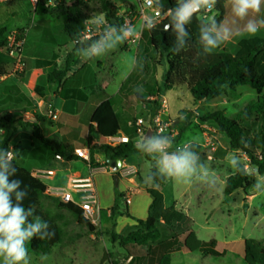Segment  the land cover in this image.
Masks as SVG:
<instances>
[{
  "label": "rangeland",
  "instance_id": "374dc122",
  "mask_svg": "<svg viewBox=\"0 0 264 264\" xmlns=\"http://www.w3.org/2000/svg\"><path fill=\"white\" fill-rule=\"evenodd\" d=\"M108 1L116 6H137V0ZM62 2L64 1L53 2L47 7H42L40 4L36 9H33L25 0L6 5L1 4L0 43L3 41L8 42L9 38H12L14 34H19V37L23 38V53L32 46L35 48L38 47L41 51V55H44L50 47L54 48L56 53H58L59 50L62 52L66 44L68 46L73 44L63 31V22L66 19V8L73 2ZM86 11L88 13L87 22L96 24L105 19L104 16H100L101 14H98L96 10L93 9V5L91 4L87 5ZM216 14L217 12L213 8L212 11L206 15L205 21H211ZM222 21L227 22L234 31L232 38L224 43L226 49L230 53H235L237 47L234 41L237 39L260 35L257 34L259 33L258 31L253 35L243 30L242 25L245 23H243V20L234 17L231 10V1L228 3L227 11H225L224 4ZM134 40H136L134 36H131L122 43L125 45L128 44V50L121 49L120 47H122V44H120L116 49L109 52V57L114 64L115 70L112 78L113 82L111 86L105 90L107 95L112 93L113 83L117 84L119 79L127 74L133 67L132 60H135L137 53L136 44L133 42ZM147 46L149 48V53L146 55L142 54V58L144 59L140 62L137 61V66H144V63L147 62L146 68L149 72H152L151 81L148 82L149 86H142L143 91L137 92L136 89L139 87L141 81L137 78L134 79L135 77L132 79L131 76L122 87L121 92L132 96L133 100L137 99V95L142 93V97L145 100L146 95L143 92L154 90V86L156 85L160 86L161 92L167 101V113L164 117L171 121V129L175 134L173 138V149L185 143H200L204 137H211L214 150L204 149L195 144L194 150L199 153L201 162L207 166L208 170L217 173L216 186L212 190L213 196L211 199L204 200L199 198V201L196 200V198L202 195L197 186L201 182V179H195L190 183L167 179L165 183L158 185L157 188L167 196V199H169L170 195L175 196L180 192H183L186 197L190 196L196 208V214L192 215L194 221L193 227L200 240L209 241L215 239L218 242L228 243V245L224 244L222 246L226 252L225 255L221 257L206 256L199 251L189 252L181 250L172 257V264H246L241 254L242 240L245 238H252L264 243V174L259 175L257 170L252 168L250 174L253 176V185L246 189H239L231 195H225L223 191L224 183L230 175L235 173L228 162V157L235 154L245 167H250L247 158L242 153L230 149L228 138L217 130L215 123L209 120L202 121V118H206L208 114L215 111H221L224 116L233 118L249 103L255 102L258 95L249 86H240L236 89L237 97L235 98L226 92L215 99L196 103L193 101L186 86L175 87L163 92L162 76L167 70L166 59L164 57L159 58L152 47L148 44ZM141 51L142 49H140V52ZM214 51H216V49ZM2 56L15 58L10 56L5 48H0V58H2ZM139 67L135 68L133 76L136 71L143 69V67ZM151 95L153 96L154 94ZM159 95L160 94L154 99L158 102V105L151 104L152 109L157 108L154 114H152L153 110H144V106H141L140 111L135 107L136 102H133V111L129 112V116L132 117L131 121L135 122L138 118L148 120L149 116H156L161 110ZM138 99L140 100V96ZM117 111L119 115L123 113L121 109ZM35 114H40V112L36 111L34 115ZM5 116H8L9 120L7 121L10 122L11 126L16 128V131L30 127V121L23 119L24 117L20 113L8 114L5 110V106H0V126L5 122ZM252 120L247 123L250 136L259 134L258 132L260 131L259 122H253ZM2 133L3 129L0 128V135ZM90 135L95 137L93 129H91ZM34 138L35 136L32 133H22L14 140H11L8 149L12 148L15 152L14 161L18 165L21 166L18 156L21 154L22 148L26 147L27 143L30 144L29 139ZM133 138L136 141L138 140L134 134ZM88 147L93 149L95 146L89 144ZM129 157L130 162L139 166L140 176L142 181L145 182V177L147 178L152 160H147L141 153L132 154ZM105 165H107V163L103 162L98 166L101 167ZM127 165L128 168L125 167L121 173L117 174L124 176L127 180L133 177L136 181L138 171H136V169L133 171L132 167L129 166L130 164L127 163ZM93 180L98 197L105 199L107 197L105 188H109L110 177L105 174L96 173ZM111 184L114 189L118 211L122 213L126 210V204L123 198L117 197V194H120V186H115L113 181ZM52 185L56 186L57 183H52ZM40 207L53 221L58 231V236H56V234L54 235L52 247L48 254L43 255L28 250L30 264H83L86 260L88 263L94 264L102 251L105 252L104 248H107L109 251L113 249V252L120 248L117 242L112 244L109 241L110 239L107 241L102 233L98 234L95 239H91L88 228L85 225H78L71 213L58 208L52 197L46 195L45 198L41 199ZM202 208L206 209V211L201 210ZM129 231L130 230H125L124 235ZM163 234L166 237L170 233L164 230ZM104 244L106 247H104ZM141 249H145V247ZM117 259H122L121 255H119ZM105 261H109V258L106 257Z\"/></svg>",
  "mask_w": 264,
  "mask_h": 264
},
{
  "label": "trees",
  "instance_id": "16d2710c",
  "mask_svg": "<svg viewBox=\"0 0 264 264\" xmlns=\"http://www.w3.org/2000/svg\"><path fill=\"white\" fill-rule=\"evenodd\" d=\"M64 3V2H62ZM163 5L160 8L162 13H167L168 9L176 6L175 0H160ZM93 5V9L98 14L104 15L107 27L116 20L114 24L119 26L114 14L116 9L108 0H75L66 8V19L63 22V31L68 39L74 43L72 50L66 55L63 65H54L46 75V80L50 84H60L69 68L78 59L76 43L80 33L84 30L88 21L87 5ZM225 0H219L214 7L217 12L214 19L219 23L223 20ZM206 22L196 14L192 22L188 25L189 38L184 50L176 53L174 48L175 36L169 30L155 29L150 31L147 24L143 26L141 35L146 39L147 44L158 54L159 58L164 57L167 63V70L162 76V91H168L175 87L186 86L194 102L212 100L223 93L228 92L232 97H237L236 89L240 86H249L253 89L258 98L255 102L249 103L243 110L239 111L233 118L224 116L221 111H215L202 118V121H212L217 130L228 138V145L231 150L242 153L248 161L249 167L255 168L259 175L264 174V34L249 38H241L236 43L235 53H230L226 48L217 49L210 54H205L199 44V25ZM102 27V29H103ZM19 36V34H17ZM98 37L94 39H98ZM7 41L0 43V48H5ZM161 93V89H160ZM147 110H153L151 104L158 105L156 100L149 101L140 99ZM43 113V112H42ZM42 113L35 114L38 122L45 120ZM96 127L94 128L95 137L101 142V149L106 159H126L132 154L139 153L135 147L132 137L126 143H120L114 147L105 144L109 137H114L121 131V120L114 111L110 100H105L98 106L96 112ZM152 117V116H151ZM253 119V120H252ZM8 116L0 126L3 133L0 135V148L8 149L9 144L16 132V128L10 125ZM259 122V134L250 136L247 123L249 121ZM21 127V126H20ZM32 134L42 144L48 146L53 154L59 153L65 160L76 158L72 155L73 150L69 145H62L60 142L43 138L38 126L30 124ZM92 156V153H91ZM147 160L151 157L146 156ZM152 162V161H151ZM92 165V159L90 157ZM13 164L18 169L17 174L12 179L22 181V187L27 186L28 196L24 200V206H34L35 215L47 221L50 231H54L58 236V231L48 214L40 207L41 199L46 197V186L38 179L31 176L30 171L18 165L14 160ZM154 162L151 163L149 171H154ZM242 164V163H241ZM245 169H248L243 164ZM148 177V175H147ZM141 180V178H137ZM167 179L157 178L149 186L144 184V189L151 198L148 207L147 217L144 220H136V226L125 235L111 233V239L118 241L121 248L131 255H136L137 249L145 247L149 250L152 245L163 249L162 256L158 264H169L170 253L173 250L184 248L189 252L199 251L206 255L221 257L225 255L224 245L215 239L209 241L199 240L192 230V220L184 213L176 210L174 206H165L164 196L156 187L162 185ZM253 185L252 174L237 173L230 175L224 183V194L231 195L239 189H246ZM117 197L125 200V195L117 194ZM54 203L58 208L71 213L78 225H85L92 233L94 228L83 219L81 211L73 203H61L56 198ZM115 226L117 215L129 217L125 210L118 213V205L115 201L110 209ZM170 233L169 238H165L163 231ZM182 238V239H181ZM181 239V240H179ZM51 239L40 240L33 238L26 243L28 250L40 254H48L52 247ZM242 244V257L246 264H264V243L245 238ZM218 247V249H217Z\"/></svg>",
  "mask_w": 264,
  "mask_h": 264
},
{
  "label": "crops",
  "instance_id": "0c3cea01",
  "mask_svg": "<svg viewBox=\"0 0 264 264\" xmlns=\"http://www.w3.org/2000/svg\"><path fill=\"white\" fill-rule=\"evenodd\" d=\"M229 1L231 0H225V11L228 9ZM100 16L103 15L101 14ZM248 19H254L256 21L264 20V3L261 5V11L259 13H250L249 16L243 20V23H246ZM133 28L135 29L134 38L136 39L133 42L136 44L137 51L135 56L136 66L132 67L127 74L120 78L117 84L113 83L115 87L113 86V91L110 95H107L105 90L110 87L113 82L112 78L115 69L109 57V52L103 56L95 57L87 61L82 60L78 56L76 63L69 68L60 84L48 83L46 75L54 65H63L65 57L72 50L74 43L71 46L66 44L65 49L62 52L59 50L58 53H56L54 48L50 47L44 55H41V51L38 47L35 48L32 46L22 53L21 63L9 56H2V58H0V106H5V110L8 114L20 113L24 117L23 119L30 121L31 124L37 125L43 138L60 142L62 145H69L73 151L75 149L87 148L92 159V165L91 163H85L77 157L71 160H65L63 158V161H56L49 147L42 144L37 138H34L29 139L30 144L27 143L26 147L22 148V152L18 156L19 163L29 171L37 168L52 170L54 175L41 181L46 187L52 185V183H57L56 186H64L70 177L77 175L84 176L90 169H95L98 170L97 173L108 175L110 177V184L109 188H105L107 197L102 199L98 197L97 194V205L94 214L96 224L91 225L89 223L94 228V231L89 235L91 239H95L98 234L102 233L107 241L110 239L109 241L112 244L118 243V241H113L111 239V233L114 232L118 235H124L125 230H132L136 226V220H144L147 217L148 207L151 203V198L143 187L146 183L142 181L139 166L130 162V157L121 160L122 165L128 166V163L133 170L136 169V171H138L137 178H141V180L139 181L136 179L135 181L133 177L127 180L124 176L118 174L117 187L120 186V194L125 195V198L129 200V202H125V204L126 211L130 218L117 215L114 221L115 226H112L113 220L110 209L115 203V193L113 186H111L114 172L109 169L108 164L101 167L98 166L103 162L106 163L107 159L101 149V142L96 137L90 135L91 129L94 130L96 127V112L98 106L103 101L110 100L114 111L121 120V131L114 137H132L133 141L136 143V140L133 138V134L135 135V122L131 121L132 117L129 116V112L133 111V102H136L135 107L141 111V106L144 105L138 98L139 96L140 99L144 98L141 93L137 95V99L133 100L132 96L121 92V90L131 76L132 79L135 77L134 79L137 78L141 81L139 87L149 86L148 82L151 81L152 72L148 71L146 68L147 62H145L143 69L136 71L133 76L135 68L139 67V65L137 66V61L140 62L144 59L142 58V54L146 55L149 53L147 41L141 35L143 26L140 20L134 22ZM242 28H244V25H242ZM258 32L257 34L262 36L264 34V26L260 27ZM238 40L239 39L234 41L235 45ZM120 48L128 50V44H122ZM221 48H226V45L222 44L217 49ZM140 49H142L141 52ZM143 93L146 95L145 100L151 101L154 100L158 94H160L159 97L163 96V93H160V86L158 85L154 86V90ZM151 94L154 95L152 96ZM45 106L46 113L44 112ZM118 109L122 110L123 113L121 115H119ZM36 111L40 113L43 112L42 114L46 116L43 122L36 121L34 115ZM52 115L56 116L53 120L50 119ZM150 117L151 116H149V119ZM148 120H145V122H148ZM31 128L32 127H28L24 130H17L12 140L22 133L31 134ZM190 143H194L196 146L204 149L214 150L211 137H204L200 143ZM89 144L95 147L90 149L88 147ZM136 154H140V152ZM144 157L146 158V155H144ZM124 169L125 168L118 170L117 173H121ZM209 171L211 176L216 177L217 181V173L211 170ZM198 179H201V182L197 186L202 195L196 198V200L199 201V198L204 200L211 199L213 196L212 190L216 185L214 187H209L205 178L201 177ZM208 179H211V177ZM147 185L149 186L150 184L147 183ZM156 187H158V185ZM163 196L165 206H174L176 210L191 218L192 230L198 238L193 227L194 221L192 219V215L196 214V208L190 196L186 197L183 192L175 196L170 195L169 199H167L165 194H163ZM201 210L206 211V209L203 208ZM118 213L120 214L121 212L118 211ZM169 237L170 234L165 238ZM221 243L228 245V243L225 242ZM104 247H106L105 244ZM104 250L105 252L102 251L94 264H158L163 253V249L155 245H152L149 250L137 249V252H135L136 255H131L133 253L129 254L121 247L114 252L113 249L109 251L107 248H104ZM181 250L186 249L180 248L170 253L169 264H172V257ZM119 255L122 257L120 260L117 259ZM106 257L109 258V261H105ZM85 263L87 264L88 261L86 260L83 262V264Z\"/></svg>",
  "mask_w": 264,
  "mask_h": 264
},
{
  "label": "clouds",
  "instance_id": "9594fccd",
  "mask_svg": "<svg viewBox=\"0 0 264 264\" xmlns=\"http://www.w3.org/2000/svg\"><path fill=\"white\" fill-rule=\"evenodd\" d=\"M218 2L219 0H175L176 6L168 9L169 23L164 26V30H170L174 34L173 50L176 53L187 46L188 25L196 14L211 12ZM262 3L264 0H231V10L235 18L245 20L250 13H259ZM157 5L163 7L159 0ZM157 25L154 21H149L146 26L153 31ZM262 26L264 20L248 19L243 30L254 35ZM134 35L135 29L132 26L111 24L103 27L98 39L78 37L76 43L80 46L77 48V55L85 61L103 56ZM233 35V28L225 21L218 23L213 18L208 22H200L199 44L205 54L212 53ZM132 66H136L134 59ZM136 91L142 92L143 88L138 87ZM135 147L141 154L151 157L154 161V171H149L145 183L152 184L157 178L190 183L203 177L209 187L216 185V177L211 176L207 166L201 162L199 153L194 150V143H185L173 149V137L152 133L139 138ZM14 159V151L0 148V264H30L26 243L33 238L51 239L55 232L49 230L47 221L35 215L34 206H24L23 202L28 196L27 186L22 187L21 180L12 179L18 171L13 164ZM228 162L234 172L251 173V169H245L235 154L228 157ZM209 177L211 179H208Z\"/></svg>",
  "mask_w": 264,
  "mask_h": 264
},
{
  "label": "built area",
  "instance_id": "2783aa9c",
  "mask_svg": "<svg viewBox=\"0 0 264 264\" xmlns=\"http://www.w3.org/2000/svg\"><path fill=\"white\" fill-rule=\"evenodd\" d=\"M17 1L23 0H0V5L11 4ZM25 1H27L33 9H36L40 4L42 5V7H47L53 2H74L75 0ZM114 8L116 9L114 16L118 21H120L119 26L129 25L133 27L136 20H140L142 26L146 25L149 21H154L156 24H158L161 21L165 20L168 14V12H161L160 8L157 6V0H137V6L135 7H132L130 5H122L114 6ZM208 13L210 12H198L197 14L204 19ZM106 24L107 21L105 19L102 22L96 24L86 22L85 28L80 33L79 38L94 39L100 36L102 26ZM5 49L8 51L10 56L15 57V59L19 63H21L23 53V38H20L19 36H17V34H14L12 38H9ZM160 105L161 110L159 111V113L154 117H150L148 122H145V120L141 118L136 119L134 123V132L138 139L145 136V132L148 129H150L152 133H162L173 138L175 137V134L171 129V121L168 118L164 117V115H166L167 113V101L164 96H160ZM55 117V115L51 116L52 119H55ZM128 140L129 138L125 136L109 137L106 139L105 144L114 147L117 144L126 143ZM9 150L13 151L12 149ZM73 155L83 160L85 163L90 164V155L87 148L75 149L73 151ZM54 159L56 161H63V157L59 153L54 154ZM125 167L127 166L121 165L119 170ZM110 168L111 167L109 166V169ZM97 172L98 170L90 169L84 176H72L68 179L66 185L64 186L49 185L46 187L45 194L56 198L61 203L75 204L80 209L83 219L89 222L91 225H95L96 220L94 214L97 205V192L93 177ZM30 174L32 177L40 181H44L45 179L53 176L54 172L52 170L37 168L30 170ZM125 202H129L128 198H125Z\"/></svg>",
  "mask_w": 264,
  "mask_h": 264
},
{
  "label": "water",
  "instance_id": "95a60500",
  "mask_svg": "<svg viewBox=\"0 0 264 264\" xmlns=\"http://www.w3.org/2000/svg\"><path fill=\"white\" fill-rule=\"evenodd\" d=\"M114 22L115 21L112 20L113 24H114ZM168 23H169V21L166 18L165 20H163L160 23H158L157 29L164 30V26L166 24H168ZM44 112L46 113V106L44 107ZM151 133H152V131L150 129H148L145 132V135H151ZM106 163L111 167L112 171L114 172L112 179H113V182H114L115 186H117V182H118V174H117V172H118L119 168L121 167L122 162H121L120 159H107ZM248 169H251V168H248Z\"/></svg>",
  "mask_w": 264,
  "mask_h": 264
}]
</instances>
